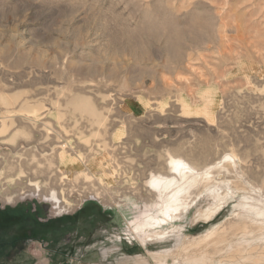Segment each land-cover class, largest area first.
Here are the masks:
<instances>
[{"label":"rangeland","instance_id":"1","mask_svg":"<svg viewBox=\"0 0 264 264\" xmlns=\"http://www.w3.org/2000/svg\"><path fill=\"white\" fill-rule=\"evenodd\" d=\"M172 158L201 177L139 231ZM15 240L32 264H264V0H0Z\"/></svg>","mask_w":264,"mask_h":264},{"label":"bare ground","instance_id":"2","mask_svg":"<svg viewBox=\"0 0 264 264\" xmlns=\"http://www.w3.org/2000/svg\"><path fill=\"white\" fill-rule=\"evenodd\" d=\"M171 40H169V43L173 45L174 42ZM169 166L172 175H152L151 179L148 181L149 186H151L152 189L157 193L158 197L165 199V203L160 207L158 215L144 219L136 227V229L139 231L154 229L157 225L166 223L169 219L175 218L178 215L177 212L180 205L184 203V200L188 194L187 181L190 179L191 181L197 180L199 177H201L202 172L183 159L172 158L169 162ZM177 173L180 175V177L177 176ZM213 193L214 198L217 200H221L222 197H226L225 193L223 192ZM249 208L251 209L253 207ZM215 214L216 212L213 215ZM152 236V234H148L146 240L144 241L154 240V237Z\"/></svg>","mask_w":264,"mask_h":264},{"label":"crops","instance_id":"3","mask_svg":"<svg viewBox=\"0 0 264 264\" xmlns=\"http://www.w3.org/2000/svg\"><path fill=\"white\" fill-rule=\"evenodd\" d=\"M29 241H14V244H0V264H32L33 259L27 251ZM36 264V263H34Z\"/></svg>","mask_w":264,"mask_h":264}]
</instances>
